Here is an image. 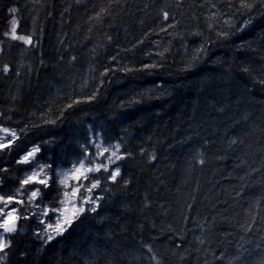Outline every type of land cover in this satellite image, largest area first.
Listing matches in <instances>:
<instances>
[{
	"label": "trees",
	"instance_id": "obj_1",
	"mask_svg": "<svg viewBox=\"0 0 264 264\" xmlns=\"http://www.w3.org/2000/svg\"><path fill=\"white\" fill-rule=\"evenodd\" d=\"M243 2L0 0V126L18 135L0 195L20 187L26 150L51 164L50 186L14 204L0 264H264V5ZM13 18L34 47L4 35ZM93 136L121 144V176L89 174L97 211L46 242L58 170L95 154Z\"/></svg>",
	"mask_w": 264,
	"mask_h": 264
},
{
	"label": "snow or ice",
	"instance_id": "obj_2",
	"mask_svg": "<svg viewBox=\"0 0 264 264\" xmlns=\"http://www.w3.org/2000/svg\"><path fill=\"white\" fill-rule=\"evenodd\" d=\"M261 4L264 5V0H261ZM241 9L244 11L250 12L253 8V5L250 3L243 2L240 5ZM17 9H10L11 13H16ZM103 11V10H102ZM162 19L166 22L167 27H161V31H167L168 27H172L173 25L170 23V16L167 11H164L162 14ZM225 23H230V21H225ZM246 26V24H245ZM18 22L16 19L11 20V27L8 32H5L4 35L10 36L13 41H20L29 46H35L33 44V37L30 35H19L17 32ZM223 35H227V33H222ZM110 39V37H109ZM199 52H203L204 49L201 48L197 50ZM199 56H194L193 60L198 59ZM115 59V57H113ZM192 61L189 62V68L192 67ZM144 68H154L158 67L156 64L144 65ZM129 70V69H125ZM9 68L7 65H4L3 72H8ZM94 98L89 97V99ZM80 100H75L72 103L67 105L68 108H71L73 104L80 103ZM62 115V113H61ZM49 123H55V120L47 121ZM8 139L0 138V152L4 150H11L12 145L18 139V135L14 130H10L8 128L0 129ZM99 137L93 136V138L89 141V143L94 144V147L97 149L95 154L88 151L87 147H84V151L81 154V158L77 159L70 170L64 171L60 173L59 184L63 185L66 189L69 187L68 181L69 179L76 182L74 186L71 187L70 191H63V197L60 201L61 205H70L71 216L67 215L68 207H57L55 205L51 208V216L48 210L43 211V216L51 219L52 216H56L55 223H46V227L43 230L45 233L46 242H51L55 236L62 235L65 231L70 228L76 219L79 218L80 215L86 212L95 213L97 211V207L99 206V200L101 197L93 196L92 193L95 189L100 186V179L92 178L88 185H85L81 181H89L90 175L93 173H108L107 179L112 182H116L117 178L121 176V168L117 164V161H121L126 159V154H121V144H109L104 147L101 143H96L95 140ZM232 143H235L233 141ZM40 151V147L36 146L31 148V150H26L25 154L21 156V158L17 161L18 164H30L36 157V154ZM109 154V155H105ZM104 158V161L100 160V158ZM85 161L88 162L86 166ZM201 163L204 161L201 160ZM115 165V167H111ZM46 167L51 168V164L39 165V169L37 171H32L29 175L19 181L20 187L16 189L15 194H7L0 195V204L3 206L0 207V253H4V256L7 255L5 249L9 247L10 241L6 239V234L15 233L17 231V222L21 219V215L19 213V209L17 207H12V205H24L25 201L23 199H18L17 195H25L30 192L28 195V201L31 203L35 201V199L41 195V188L37 187L35 189H31L29 186L32 184L43 185L45 188L49 187V177L46 174ZM0 171H7V169H0ZM0 184H2V180H0ZM81 189H84V194H81ZM70 198H76L72 200ZM60 213L61 215L57 216L56 214ZM24 218H27L26 216ZM41 223H45L44 220L40 221ZM51 233H55V236ZM39 235V234H38ZM151 251V248H149ZM4 256H0V260L4 259Z\"/></svg>",
	"mask_w": 264,
	"mask_h": 264
},
{
	"label": "rangeland",
	"instance_id": "obj_3",
	"mask_svg": "<svg viewBox=\"0 0 264 264\" xmlns=\"http://www.w3.org/2000/svg\"><path fill=\"white\" fill-rule=\"evenodd\" d=\"M2 128H7V127H1L0 126V129H2ZM9 129V128H8ZM11 130V129H10ZM0 138H3V139H8V137H5V135H4V133L2 132V131H0ZM96 143H101L102 144V146H104V147H106V146H108V145H104L102 142H101V140H100V138H98L97 140H96ZM29 150H31V149H29ZM121 153V152H120ZM25 153H23L22 155H24ZM122 154V153H121ZM106 156L107 155H109V154H105ZM104 162H106L105 160H104ZM85 164H86V166H90V165H88V162L87 161H85ZM23 166H26V169L24 170V172H25V174L23 175V176H21L20 178H19V181L21 180V179H23V178H25L27 175H29L32 171H37L38 169H39V165H44V164H42V162L40 161V160H38L36 157H35V159L33 160V162L32 163H30V164H22ZM72 166H73V164L71 165V166H69V167H65V168H60L59 170H58V180H60V178H61V176H60V173L61 172H64V171H68V170H70L71 168H72ZM46 174H47V170H46ZM82 183H84L85 185H86V183H85V181H81ZM76 184V182L75 181H73V180H71V179H69V181H68V185H69V187L67 188V191H70L71 190V187L72 186H74ZM20 185V184H19ZM63 186V185H62ZM30 187V186H29ZM31 189H35V188H37V187H30ZM81 194H84V190H81ZM2 195H7V194H2ZM21 197V195H19V198ZM18 198V199H19ZM21 199V198H20ZM62 199H64V197H62ZM70 199H72V200H75L76 198H70ZM12 207H16L15 205H12ZM60 207H68V212L66 213L67 215H69V216H71V209H70V205H60ZM57 216H59V215H61L60 213H57L56 214ZM55 219H56V216H54V223H55ZM0 232H2V230H0ZM52 234H55V233H52ZM7 239V238H6ZM0 256H1V253H0Z\"/></svg>",
	"mask_w": 264,
	"mask_h": 264
}]
</instances>
